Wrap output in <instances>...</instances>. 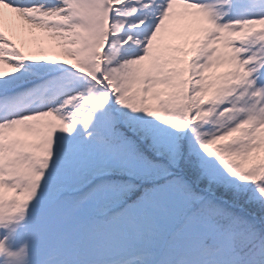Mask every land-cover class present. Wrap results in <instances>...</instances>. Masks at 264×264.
I'll return each mask as SVG.
<instances>
[{
	"label": "snow or ice",
	"instance_id": "obj_1",
	"mask_svg": "<svg viewBox=\"0 0 264 264\" xmlns=\"http://www.w3.org/2000/svg\"><path fill=\"white\" fill-rule=\"evenodd\" d=\"M0 264H264V0H0Z\"/></svg>",
	"mask_w": 264,
	"mask_h": 264
},
{
	"label": "bare ground",
	"instance_id": "obj_2",
	"mask_svg": "<svg viewBox=\"0 0 264 264\" xmlns=\"http://www.w3.org/2000/svg\"><path fill=\"white\" fill-rule=\"evenodd\" d=\"M6 71H10V70L6 69Z\"/></svg>",
	"mask_w": 264,
	"mask_h": 264
}]
</instances>
